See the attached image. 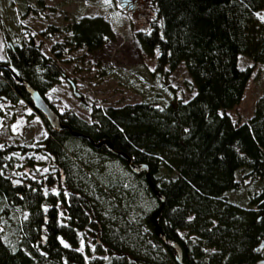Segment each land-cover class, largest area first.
Returning a JSON list of instances; mask_svg holds the SVG:
<instances>
[{
	"label": "trees",
	"instance_id": "1",
	"mask_svg": "<svg viewBox=\"0 0 264 264\" xmlns=\"http://www.w3.org/2000/svg\"><path fill=\"white\" fill-rule=\"evenodd\" d=\"M37 1L40 8L23 0L19 17L39 14L43 3ZM150 5L155 19L136 37L144 52L156 53L159 72L183 65L191 95L163 104H90L89 122L71 111L60 112L59 119L148 165L164 198L158 224L164 237L180 246L183 263L239 264L264 238V183L249 196L247 207L228 201L226 193L243 188L247 179H264V95L243 121H233L226 111L241 101L252 72V65H238V55L264 65V21L258 16L264 0H150ZM54 35L62 39L50 46L53 56H46L33 35L12 43L5 34L1 100L32 107L8 67L44 96L63 75L56 59L71 49L99 48L113 30L101 16L83 15L38 33L41 41ZM35 111L47 135L34 149L46 153L55 170L15 186L3 172L13 165V153L27 148L0 146V221L10 222L14 209L27 212L12 226L15 240L0 226V264H177L174 250L153 232L149 215L154 209L147 213L136 205L142 187L155 198L144 172L132 173L137 188L111 177L101 163L114 157L127 168L124 160L67 128L52 129ZM54 185L56 192L49 189ZM86 229L96 237L94 251L81 241L79 233Z\"/></svg>",
	"mask_w": 264,
	"mask_h": 264
},
{
	"label": "rangeland",
	"instance_id": "2",
	"mask_svg": "<svg viewBox=\"0 0 264 264\" xmlns=\"http://www.w3.org/2000/svg\"><path fill=\"white\" fill-rule=\"evenodd\" d=\"M35 6L40 8L37 0ZM39 14L19 17V8L23 0H0V61L6 58L9 35L12 43L21 37L33 35L35 44L46 56H53L50 46L62 39L54 35L41 41L38 33L48 24L65 25L83 16H101L108 21L113 36L99 48L88 50L85 47L65 52L55 63L63 72L58 82L44 92V96L57 112L71 111L86 122L90 121L89 105L99 107L121 106L139 101H155L163 104L172 99H187L192 91L187 90L189 77L182 64L170 73L159 72L156 53H146L142 49L136 32L145 29L155 19L150 0H131L132 7H127L122 0H41ZM258 16L264 21V6L258 10ZM238 65H252V72L246 83L241 101L226 112L233 121H243L252 115L257 100L264 95V65L253 63L245 54L238 55ZM77 94H74V92ZM47 135L46 126L36 111L22 100L11 104L0 101V146L3 144L27 148L24 153H13L15 161L6 165L4 176L12 179H31L38 181L49 174H54V166L48 155L35 150V146ZM101 167L111 177L122 183L137 188V180L118 159L108 157ZM26 181V180H25ZM264 179H247L243 188L226 193V199L241 207L248 206V198ZM50 191L58 188L50 186ZM65 191V190H64ZM136 205L144 212L155 209L157 201L148 195L142 187ZM27 212L14 209L10 222L0 221L2 232L7 237L12 233V226L17 220L26 217ZM82 243H87L95 250L94 235L88 230L79 233ZM16 235L12 236L15 240ZM8 242L13 240L7 239Z\"/></svg>",
	"mask_w": 264,
	"mask_h": 264
},
{
	"label": "water",
	"instance_id": "3",
	"mask_svg": "<svg viewBox=\"0 0 264 264\" xmlns=\"http://www.w3.org/2000/svg\"><path fill=\"white\" fill-rule=\"evenodd\" d=\"M2 65L5 66V64H2ZM8 69L10 70V72L13 76L14 82L18 85H22L24 87L25 91L28 93L32 107L42 114L45 121L47 122V124L52 129L60 130L62 128H67L69 130L70 135L81 136V137L86 138L90 142V144L95 148H98L99 146L104 145L109 153L119 157L121 160H124L126 162L127 168L129 169V171L131 173L139 174L141 172H144L146 183L148 184L153 195L155 196V198L158 201V206L149 215L150 222L153 226V232L165 245L170 246L174 250L175 261L177 262V264H185L182 261L180 246L175 241H172V240L165 238L164 235L162 234L161 227L158 224L157 215L163 206L164 198L159 193V191L154 187V185L150 179L148 165L146 163L137 164V163L133 162L132 159L126 153H124L122 151H115L113 149L112 145L110 144V142L105 140V139L100 140L98 142H94L88 136L71 130L69 127H67L66 124H64L60 121L59 112H57L56 110H54L52 108V106L48 103V101L45 99L44 96H42L35 88H33L26 81L21 79L10 67H8ZM74 94H76V93L74 92ZM0 101H1V99H0ZM11 182L15 186L22 184V181L20 179H12Z\"/></svg>",
	"mask_w": 264,
	"mask_h": 264
},
{
	"label": "flooded vegetation",
	"instance_id": "4",
	"mask_svg": "<svg viewBox=\"0 0 264 264\" xmlns=\"http://www.w3.org/2000/svg\"><path fill=\"white\" fill-rule=\"evenodd\" d=\"M122 3L128 8L132 7L133 4L131 0H122ZM248 256L246 260H243L239 264H264V238H260L252 245Z\"/></svg>",
	"mask_w": 264,
	"mask_h": 264
}]
</instances>
